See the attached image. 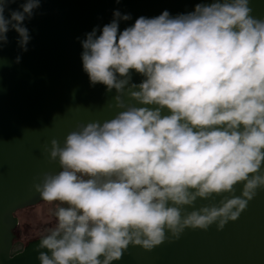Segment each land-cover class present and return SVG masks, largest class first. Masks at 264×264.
I'll list each match as a JSON object with an SVG mask.
<instances>
[{"label":"clouds","instance_id":"9594fccd","mask_svg":"<svg viewBox=\"0 0 264 264\" xmlns=\"http://www.w3.org/2000/svg\"><path fill=\"white\" fill-rule=\"evenodd\" d=\"M40 5L0 0V51L12 30L28 50L24 22ZM113 17L86 34L81 59L91 86L115 90L108 107L117 111L44 146L60 170L33 184L42 201L58 202L34 249L40 264H113L129 246L222 231L264 191V17L251 0H201L122 31L130 14ZM20 61L0 56V69Z\"/></svg>","mask_w":264,"mask_h":264},{"label":"water","instance_id":"95a60500","mask_svg":"<svg viewBox=\"0 0 264 264\" xmlns=\"http://www.w3.org/2000/svg\"><path fill=\"white\" fill-rule=\"evenodd\" d=\"M199 2L41 0L33 17L24 22L31 36L26 52L17 45L18 34L8 32L0 56L14 61L20 55L21 61L0 69V264H40L34 251L39 239L14 255L12 249L13 231L19 225L16 213L44 202L33 188L36 178L60 170L58 163L47 159L44 146H50L53 138L63 144L77 124L103 122L116 114V109L108 107L114 104L115 90L108 93L103 84L91 86L83 70L81 41L86 34L97 28L99 35L116 10L131 16L120 20L122 31L140 16L152 18L165 10L175 16L194 10ZM9 7L18 9L19 2ZM251 7L254 16L264 17V0H251ZM142 79L132 73L133 83ZM236 195H240L239 186ZM220 199L198 200L195 206ZM113 264H264V191L222 231L215 225L207 231L186 229L179 239L151 251L129 246Z\"/></svg>","mask_w":264,"mask_h":264},{"label":"rangeland","instance_id":"374dc122","mask_svg":"<svg viewBox=\"0 0 264 264\" xmlns=\"http://www.w3.org/2000/svg\"><path fill=\"white\" fill-rule=\"evenodd\" d=\"M58 206L57 203L42 202L36 206L19 210L16 216L19 219L18 236L12 249V254L21 252L27 244L39 238L41 231L50 226L51 212Z\"/></svg>","mask_w":264,"mask_h":264},{"label":"trees","instance_id":"16d2710c","mask_svg":"<svg viewBox=\"0 0 264 264\" xmlns=\"http://www.w3.org/2000/svg\"><path fill=\"white\" fill-rule=\"evenodd\" d=\"M18 227V226H17ZM18 228H16L14 231H13V234H14V240H13V244L15 243V241L17 240V236H18V231H17ZM39 239V238H38ZM36 239V240H38ZM36 240H33V241H36ZM32 241H30L29 243H31ZM28 243V244H29ZM27 244V245H28Z\"/></svg>","mask_w":264,"mask_h":264}]
</instances>
